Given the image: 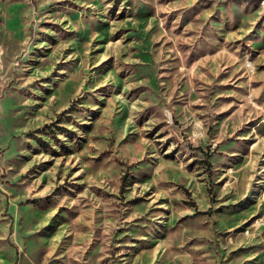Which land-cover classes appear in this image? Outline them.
I'll return each mask as SVG.
<instances>
[{
  "label": "rangeland",
  "instance_id": "obj_1",
  "mask_svg": "<svg viewBox=\"0 0 264 264\" xmlns=\"http://www.w3.org/2000/svg\"><path fill=\"white\" fill-rule=\"evenodd\" d=\"M21 242L264 264V0H0V264Z\"/></svg>",
  "mask_w": 264,
  "mask_h": 264
},
{
  "label": "crops",
  "instance_id": "obj_2",
  "mask_svg": "<svg viewBox=\"0 0 264 264\" xmlns=\"http://www.w3.org/2000/svg\"><path fill=\"white\" fill-rule=\"evenodd\" d=\"M38 241V239L37 238H34L33 236H32V242H37ZM22 243V250L24 251V254H23V256H22V259H23V261L25 262V260H30V262H31V264H36V262L38 261V259H39V255L38 254H34L33 253V249L31 250V253L33 254V255H35L36 257H37V259H32L31 257H29V256H27V254H28V251H27V246L26 245H24V243L23 242H21ZM6 249V255H7V257L9 258L10 256H12V253H11V250H10V248H5ZM33 261V262H32Z\"/></svg>",
  "mask_w": 264,
  "mask_h": 264
}]
</instances>
